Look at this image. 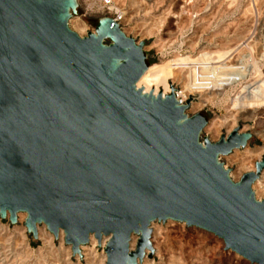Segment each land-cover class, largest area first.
Listing matches in <instances>:
<instances>
[{
    "label": "water",
    "instance_id": "95a60500",
    "mask_svg": "<svg viewBox=\"0 0 264 264\" xmlns=\"http://www.w3.org/2000/svg\"><path fill=\"white\" fill-rule=\"evenodd\" d=\"M78 7L0 0V217L15 225L25 213L34 239L40 224L63 232L75 256L91 236L107 238L105 264L151 257V225L169 220L264 264V201L253 190L264 159L239 181L220 161L252 133L201 141L208 120L186 113L192 98L137 86L145 42L112 17L82 37L69 26Z\"/></svg>",
    "mask_w": 264,
    "mask_h": 264
},
{
    "label": "rangeland",
    "instance_id": "374dc122",
    "mask_svg": "<svg viewBox=\"0 0 264 264\" xmlns=\"http://www.w3.org/2000/svg\"><path fill=\"white\" fill-rule=\"evenodd\" d=\"M113 1L107 9L102 0H78L70 28L85 37L95 32L100 18L118 13L122 31L145 42L149 70L138 86L163 94L174 89L182 98L183 91L188 93L192 102L186 113H200L208 120L201 141L208 137L217 142L236 127L252 133L245 148L220 161L234 181L255 171L256 163L264 159V0ZM220 54L225 60L213 68L171 65L180 58L206 61ZM257 181L253 190L264 201V188L255 186ZM25 216L11 226L9 219L0 217V264H103L101 257L92 263L88 256L73 255L63 238L51 232L41 239L28 231L24 234ZM151 227L154 253L140 264H253L198 227L172 220L155 221Z\"/></svg>",
    "mask_w": 264,
    "mask_h": 264
},
{
    "label": "built area",
    "instance_id": "2783aa9c",
    "mask_svg": "<svg viewBox=\"0 0 264 264\" xmlns=\"http://www.w3.org/2000/svg\"><path fill=\"white\" fill-rule=\"evenodd\" d=\"M114 1L113 0H102V6L104 8H107V9H111L112 5H113ZM112 18L117 21L118 23L120 22V20L122 19V17L120 15H118V13H115ZM176 97L177 99H179L181 101V103H186L187 100L183 101L182 97L180 96L179 92H176ZM19 217L20 215H18V222H19ZM27 216H25L24 218H26ZM21 220V218H20ZM17 222V223H18ZM9 226H11V223L8 224ZM13 225V224H12ZM40 226V228H39ZM37 229H38V238L41 239V237H46L47 235H50L51 236V233L50 231L47 229V227L44 225V224H40L37 226ZM41 230V232H40ZM24 234L27 233V228L26 226H24V230L22 231ZM42 234V235H41ZM59 238L61 239V234L59 236ZM105 238H103V240L101 241V243H99V241L96 239V243H92V236L90 238V242L89 244L87 245V247L85 249H82L81 248V251H82V257H90L92 259V263H95L97 261V259L99 257H101V262L103 264L106 263V260H107V256H106V252H105V247H106V244H107V241H104ZM61 241L63 243H65V240H64V235H63V239H61ZM77 257H80L79 255Z\"/></svg>",
    "mask_w": 264,
    "mask_h": 264
},
{
    "label": "bare ground",
    "instance_id": "6f19581e",
    "mask_svg": "<svg viewBox=\"0 0 264 264\" xmlns=\"http://www.w3.org/2000/svg\"><path fill=\"white\" fill-rule=\"evenodd\" d=\"M112 8V7H111ZM80 29V28H79ZM219 53V52H218ZM226 54V53H225ZM225 54H224V56H225ZM216 55H217V53H216ZM206 56V55H205ZM224 56H223V54L221 55L220 54V56H218L217 58H214V57H212V55H211V57L210 58H206V61H200L199 59H192V58H190V57H186V58H180L179 60H177V61H179V63H172L171 65H172V67H173V64H176V65H181V66H183V67H187L188 69H190V70H192L193 68H195V67H202V68H213V67H215V66H217V65H219V64H222L223 63V61L225 60L224 59ZM207 57V56H206ZM226 57V56H225ZM177 61H175V62H177ZM148 70H149V68H148ZM148 70L145 72V74L148 72ZM144 74V75H145ZM143 75V76H144ZM142 76V77H143ZM141 77V78H142ZM141 80V79H140ZM139 80V81H140ZM139 83V82H138ZM137 86H138V84H137ZM139 87V86H138ZM139 88H142L144 91H145V88L144 87H139ZM146 93H149V92H154L153 90H151V91H145ZM154 94L155 95H157L158 93H155L154 92ZM164 95H166V94H164ZM182 95H183V101H185V100H187L188 99V97H189V94L188 93H186V92H182ZM213 126H215V124H213ZM212 128H214V129H216L217 127H212ZM241 172V171H240ZM255 186H258V187H261V188H264V173H263V175H262V178L260 179V180H258L257 181V183H256V185ZM20 215H25V213H20ZM39 228H40V226H39ZM41 231V230H40ZM63 232H61V237L63 238ZM107 240V238H105L104 239V241H106ZM97 241H96V238L94 237V236H92V243H96ZM135 243H136V237L135 236H133V240H132V242H131V248L132 249H134V246H135ZM86 246H82L81 248L82 249H84Z\"/></svg>",
    "mask_w": 264,
    "mask_h": 264
}]
</instances>
